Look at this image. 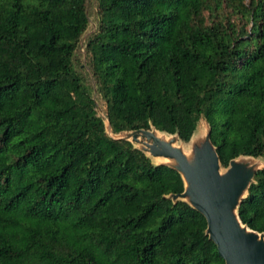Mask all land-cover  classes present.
<instances>
[{"label":"trees","instance_id":"16d2710c","mask_svg":"<svg viewBox=\"0 0 264 264\" xmlns=\"http://www.w3.org/2000/svg\"><path fill=\"white\" fill-rule=\"evenodd\" d=\"M89 0H0V264H226L180 173L112 139L77 69ZM86 51L114 134L264 158V0H97ZM264 234V168L239 208Z\"/></svg>","mask_w":264,"mask_h":264},{"label":"water","instance_id":"95a60500","mask_svg":"<svg viewBox=\"0 0 264 264\" xmlns=\"http://www.w3.org/2000/svg\"><path fill=\"white\" fill-rule=\"evenodd\" d=\"M104 120L112 139L130 142L155 166H168L180 173L185 191L169 198L174 202H186L204 215L207 235L226 264H264V234L251 230L239 217L240 205L247 198L256 173L264 168V165L258 167L264 163V158L245 159L248 156H242L224 168L211 142L210 126L204 119L199 122L189 144L178 134L161 132L155 127L114 134L107 117V105ZM201 123L206 135L203 140L194 142L199 138Z\"/></svg>","mask_w":264,"mask_h":264},{"label":"rangeland","instance_id":"374dc122","mask_svg":"<svg viewBox=\"0 0 264 264\" xmlns=\"http://www.w3.org/2000/svg\"><path fill=\"white\" fill-rule=\"evenodd\" d=\"M89 27L87 32L85 33L84 37L81 40V43L79 45L78 54H77V69L79 73L84 77L86 84L89 87L93 88V97L97 102L98 106V113L100 116L104 118L106 114V103L102 99V97L98 94L95 86V81L93 79V75L91 73L90 67H89V58L86 51V44L89 40V38L93 35V33L97 30V22H98V15H97V0H89ZM205 128L203 123L200 124L199 127V138L194 141L196 142L198 139H202L205 137ZM189 144V143H188ZM187 144V145H188ZM190 158L192 159V155L189 153ZM245 159H249V157H245ZM193 160V159H192ZM193 164H195V160L192 161ZM264 163L258 164V167H263Z\"/></svg>","mask_w":264,"mask_h":264}]
</instances>
